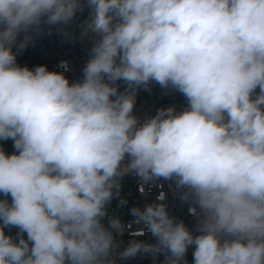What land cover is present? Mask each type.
Segmentation results:
<instances>
[{
  "label": "clouds",
  "instance_id": "clouds-1",
  "mask_svg": "<svg viewBox=\"0 0 264 264\" xmlns=\"http://www.w3.org/2000/svg\"><path fill=\"white\" fill-rule=\"evenodd\" d=\"M87 9V16L77 22ZM53 30L91 47L79 79L18 54ZM158 85L187 104L135 114ZM0 264H264V0H0ZM175 185L196 224L169 212ZM114 201L116 210L110 211ZM6 229L8 231H6ZM11 229H16L15 235ZM146 233L154 242L139 239Z\"/></svg>",
  "mask_w": 264,
  "mask_h": 264
},
{
  "label": "built area",
  "instance_id": "built-area-1",
  "mask_svg": "<svg viewBox=\"0 0 264 264\" xmlns=\"http://www.w3.org/2000/svg\"><path fill=\"white\" fill-rule=\"evenodd\" d=\"M88 12L85 10L83 15H79L77 22L82 21ZM91 47L87 40L75 44L66 41L61 34L53 30L51 35L45 34L37 37L34 46H29L25 51L18 54L17 61L20 65L34 67L37 65H47L50 70L62 71L58 68L61 61H67L69 70L65 75L71 80H77L82 75V68L88 58V49ZM187 104L184 97L175 92L164 94V90L158 85H153L150 91L140 90L137 95L135 114L141 118L154 115L157 109L175 105L177 110H181ZM4 150L8 153L14 151L13 142L0 141ZM147 196L141 194L139 190V180L134 175L125 176L122 180L121 195L127 199V204L120 208L117 214L128 225V230L122 237L125 244L131 238L129 233L140 230L142 225L133 223L134 217L129 214V209L142 205L145 200L155 202L156 198L163 193L166 197L165 202L168 205L171 215L182 219L190 227L194 228L196 224L195 217L189 212V207L183 203L174 184L168 181L160 180L151 186H146ZM2 198V197H0ZM117 201H114L110 211L116 210ZM6 231H8L6 229ZM16 229H11V234L15 235ZM139 239L147 242H154L150 234L146 233ZM188 264H192V249L187 253ZM164 256L160 255L153 258L151 255H138L136 258L128 261V264H163Z\"/></svg>",
  "mask_w": 264,
  "mask_h": 264
}]
</instances>
